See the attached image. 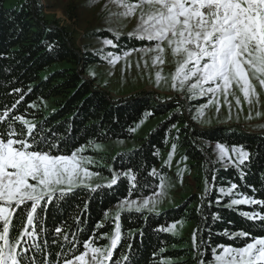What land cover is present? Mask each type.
I'll return each mask as SVG.
<instances>
[{
	"label": "trees",
	"instance_id": "trees-1",
	"mask_svg": "<svg viewBox=\"0 0 264 264\" xmlns=\"http://www.w3.org/2000/svg\"><path fill=\"white\" fill-rule=\"evenodd\" d=\"M96 36H109V33L97 31ZM146 43L123 35L118 47H105L103 51L122 56L124 50L131 51ZM49 45L53 47L50 49ZM80 62L83 66L77 69ZM106 62L107 58L98 50L77 52L68 31L46 19L39 0H0V113L23 95L12 114L23 115L42 128L41 134L47 136L49 142L60 145L58 154H69L90 142L129 139L135 123L146 113L151 117H164L135 148L107 159L116 173L131 169L136 174L137 187L131 195L128 191L131 184L121 176L111 188L103 183L77 187L74 194L49 205L48 211L41 213L38 229L47 231H40L33 241L42 249L38 264L47 252L54 254L59 250L57 244L52 243L55 226L74 233L81 242L77 245L79 250H83L82 242L94 235L99 245H107L108 240L103 237L112 233L115 223L113 217L104 214L125 199L146 198L158 191L161 172L165 169L160 166L161 155L170 142L181 147L192 167L203 173L207 193L191 195L178 206L161 212L124 210L120 220L122 243L115 252L113 264L121 253L129 254L128 245H132L130 255L134 264H198L201 257L193 249V239L159 231L182 220L192 223L194 232L201 230L197 242L199 236H203L212 246L241 245V241H232L224 235L226 231L243 229L256 235L264 234L258 223L253 225L239 214L240 211H260L259 207L241 205L230 209L225 207L230 198L221 197L219 192L221 187L235 183L239 186L234 190L236 193L264 199V134L247 133L238 127L197 129L186 119L181 102L160 103L150 93L121 100L109 97L82 77L87 66ZM49 101H52L50 106L45 104ZM211 143L243 146L249 152V160L241 166L243 179L237 168L224 167L213 160ZM153 169L155 176L150 175ZM217 199H220L219 204ZM213 214H219L220 219L213 220ZM77 220L81 223L77 224ZM99 223L106 227L98 229ZM59 239L63 243L62 238Z\"/></svg>",
	"mask_w": 264,
	"mask_h": 264
},
{
	"label": "snow or ice",
	"instance_id": "snow-or-ice-1",
	"mask_svg": "<svg viewBox=\"0 0 264 264\" xmlns=\"http://www.w3.org/2000/svg\"><path fill=\"white\" fill-rule=\"evenodd\" d=\"M111 3L122 11L111 13L110 18L136 17L139 12L137 25L127 36L147 43L131 51L124 50L122 56L98 50L110 63L115 64L132 52H138L145 56L151 54L153 66H162L170 53L176 64L172 73L174 90L187 91L190 98L208 96L211 103L218 93L227 97L235 86L250 106L254 99L258 101L254 81L264 89V0H111ZM97 31L109 33V36L99 37L105 47H118V41L124 35L112 28ZM49 47L51 49L53 45ZM156 80H161V72L156 73ZM14 91L21 92L20 89ZM235 99L240 106V97ZM21 100L23 95L0 113V264H38L42 249L33 241L37 240L40 231H47L38 229L41 213L47 212L49 205L74 194L75 188L88 186L84 180L92 175L85 167L90 161L81 155L83 149L58 154L60 145L49 142L47 136L41 134L42 128L23 115L12 114ZM201 114L198 112L193 119ZM175 147L174 144L173 149ZM215 148L219 161L240 170L243 179L245 174L241 166L249 160V152L243 146L229 149L221 143ZM150 175L155 176L156 170L153 169ZM121 176L131 184L128 190L131 195L137 187V176L131 169L114 173L107 187L116 185ZM160 187H164L163 179ZM238 187L233 183L219 189L221 197L230 198L225 207H259L260 211H240L239 214L253 225L258 223L264 231V199L236 193L234 190ZM205 191L207 193V187ZM157 202L152 197L142 201H121L118 204L121 211L114 218V230L110 236L105 234L103 237L108 240L105 246L99 245L94 235L85 239L83 250H79L77 245L81 242L76 235L65 232L63 226H55L52 243L57 244L59 250L54 254L47 252L40 264H113L115 252L122 243L121 213L124 210L129 213L154 211ZM216 202L219 204L220 199ZM212 219H220L219 214H213ZM96 227L106 225L99 223ZM176 227L177 224L172 223L159 231L174 233ZM200 231L197 229L192 237L193 249L201 257L198 264H264V234L256 235L243 229L226 231L224 235L232 241H241V245L212 246L203 236H199L197 242ZM131 248L132 245H128L129 254L121 253L114 264H134Z\"/></svg>",
	"mask_w": 264,
	"mask_h": 264
},
{
	"label": "rangeland",
	"instance_id": "rangeland-1",
	"mask_svg": "<svg viewBox=\"0 0 264 264\" xmlns=\"http://www.w3.org/2000/svg\"><path fill=\"white\" fill-rule=\"evenodd\" d=\"M39 1L44 6L46 19L59 28H65L68 31L79 53L85 50H104L105 46L102 45L100 38L96 36L97 30L112 28L127 35L134 30L138 23L139 12L136 17L113 16L110 18L111 13L122 11V9L112 4L111 0ZM145 62H147V66H145ZM82 66L83 63L80 62L76 67L81 69ZM175 67L174 58L170 53L166 56L164 65L153 66L151 54L145 56L143 53L132 52L129 57L122 58L115 64L110 63L107 58L106 63L87 66L83 78L94 89L102 91L117 100L150 93L160 103L181 102L189 123L200 130L224 126L229 128L238 127L242 131L251 134H264V89L257 82L254 81L258 92V101L254 99L251 106L244 101L242 94L235 86H233L227 97L218 93L209 103L208 96L190 98L187 91L181 92L173 89L172 73ZM157 72H161L159 82L156 80ZM237 96L240 97V106L236 104L235 97ZM51 103L52 101L45 102L48 106ZM229 103L231 107H229ZM198 112L202 114L197 119H193ZM257 113L260 115L258 116ZM163 118V116L151 117L149 113H146L135 123L131 138L90 142L79 147L78 149L84 150L81 155L90 161L85 164V167L92 173L91 177L84 180V184L89 187L98 183L108 185L113 174L116 173L107 161L108 157L120 151L135 148L140 139ZM174 144L170 142L161 155L160 166L165 167L164 171L161 172L164 187L161 188L159 184L158 191L149 196L158 201L155 210L144 211L161 212L164 209L178 206L191 195L202 196L206 193L205 190L208 185L203 173L192 167V162L187 159L181 147L175 144L176 147L173 149ZM215 145V143L210 144L213 160L224 167L230 166V163L219 161V153ZM228 148L231 149L232 146ZM143 199L145 198L134 200L142 201ZM118 204L107 212V217L115 218L117 212L121 211ZM175 223L177 227L172 234L192 240L193 224L184 220Z\"/></svg>",
	"mask_w": 264,
	"mask_h": 264
},
{
	"label": "water",
	"instance_id": "water-1",
	"mask_svg": "<svg viewBox=\"0 0 264 264\" xmlns=\"http://www.w3.org/2000/svg\"><path fill=\"white\" fill-rule=\"evenodd\" d=\"M70 44V43H69ZM83 77V76H82ZM185 116H186V119L189 121L188 117H187V114L185 113Z\"/></svg>",
	"mask_w": 264,
	"mask_h": 264
}]
</instances>
